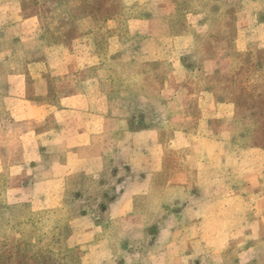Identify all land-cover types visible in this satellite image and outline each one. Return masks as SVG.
<instances>
[{
    "label": "crops",
    "instance_id": "1",
    "mask_svg": "<svg viewBox=\"0 0 264 264\" xmlns=\"http://www.w3.org/2000/svg\"><path fill=\"white\" fill-rule=\"evenodd\" d=\"M23 1L0 0L4 204L37 214L71 196L79 211L66 245L83 264H264V176L234 175V108L184 65L194 35L173 31L172 0H72L57 6L69 31L55 42L42 17L23 15ZM245 3L239 53L252 41L264 47V3ZM69 6L82 11L71 16ZM152 64L169 73L156 93L159 125L146 115ZM216 69L207 63L204 75ZM139 122L146 127L131 129Z\"/></svg>",
    "mask_w": 264,
    "mask_h": 264
},
{
    "label": "rangeland",
    "instance_id": "2",
    "mask_svg": "<svg viewBox=\"0 0 264 264\" xmlns=\"http://www.w3.org/2000/svg\"><path fill=\"white\" fill-rule=\"evenodd\" d=\"M72 0H24L22 3L23 15H39L43 19L44 32L47 34L51 42L60 40V34L66 35L67 25L64 13L58 12V8L70 5ZM100 3L101 0H93ZM176 0H172L174 3ZM178 1V0H177ZM254 1V0H253ZM264 3V0H260ZM246 0H179L178 16L181 19V25L192 17H199L200 27L198 26L197 45L194 57H190L187 62L190 64L193 59L214 60L218 68V73L212 78V81L229 77L233 75L235 70V58L233 53V40L235 36V9L228 8L230 3L238 4V11L245 5ZM240 3V4H239ZM258 5V4H257ZM262 5L260 11L263 9ZM69 12L71 16H78L82 9L78 7L64 8V12ZM193 19V18H192ZM186 26V23L184 24ZM236 29L238 30L237 24ZM56 30V31H54ZM59 33V36L56 35ZM59 37V38H58ZM259 51L251 49L244 54L248 58H254ZM264 65V56H263ZM264 71V68H263ZM147 74L143 79L149 83V93L154 95L155 105L153 109H148L147 116L149 124L159 125L160 121L158 113V96L157 91L161 86L162 80L169 74L166 69L161 68L157 64L146 69ZM264 80V79H263ZM217 86V85H216ZM215 87V86H214ZM221 88L216 87L215 93L223 99L229 97L221 96L219 91ZM154 91V92H153ZM133 92L129 90L131 97ZM120 93L113 91L108 94L110 104L115 106V101ZM260 113L264 116V99H261ZM134 109L139 114V118L144 116V107L134 103ZM249 117V114H246ZM247 118V117H245ZM251 122H253L251 120ZM219 127L222 123L216 122ZM264 125V120H263ZM262 125L261 130L264 131ZM259 125L249 126V119L240 121L239 118L234 123H227V131L232 130L233 137L228 140V152L230 153L234 175L246 176H264V152L260 149H249L247 144L239 140L241 136L244 138L253 127L258 129ZM170 131V130H169ZM264 133V132H263ZM242 138V137H241ZM246 139V138H245ZM253 142V141H252ZM252 142H250L252 144ZM250 144V145H251ZM264 147V146H263ZM170 153V155H172ZM178 161V160H177ZM246 162H251V166L246 167ZM3 200L0 198V204ZM72 205L73 208H72ZM17 211L21 213L16 221L7 215L0 206V264H83L82 251L78 249H70L66 245V240L70 235V221L77 216L79 205L73 201L71 196H67L64 206L53 212L32 213L26 205L17 206Z\"/></svg>",
    "mask_w": 264,
    "mask_h": 264
},
{
    "label": "trees",
    "instance_id": "3",
    "mask_svg": "<svg viewBox=\"0 0 264 264\" xmlns=\"http://www.w3.org/2000/svg\"><path fill=\"white\" fill-rule=\"evenodd\" d=\"M179 0L175 1L173 3V11L171 18H173L174 25H173V31L179 32L186 30L189 33H192L194 35V41H197V34L198 31L191 29L190 26H184L181 25V19L178 16V11L180 8L178 7ZM228 8L235 9V17L233 19L234 25H235V36L233 42V53L235 58V70L233 72V75L229 77H224L219 80L212 81V78L218 73V68L213 71L212 74H205L204 75V66L207 63H213L216 64L214 60H203V59H193V61L190 62V64L187 62V60L190 57H194V54L197 52V45L194 43V48L191 52V54H188L184 57V65L194 71H197V77H195L198 81V84H200V88L209 91L212 93L216 99L217 102L227 103L230 104L234 108V116L232 120L229 122V125L231 123H234V120L238 119L240 121H244L245 119H249V126H258V129L256 130L255 127H253V134L252 129L249 130V133L244 138V136H241L239 138L242 143L244 142L247 144V147L249 149H260L261 152H264V131L261 130V127L263 125L264 116H261L260 113V107H261V99H264V65H263V56L264 52L258 53L255 55L254 58H248L247 56H244V54L248 53L251 49H257L260 52L264 51V47H260L258 42L252 41L248 44V48L246 51L239 53L235 50V40L237 38V29H236V23H237V15H238V4L237 3H230L228 5ZM259 20L264 24V7L263 9L257 14ZM179 25L183 26L179 28ZM197 27H200V22L198 21ZM198 53V52H197ZM198 55H200L198 53ZM154 65V64H153ZM152 66V65H150ZM221 88L219 91L220 95L223 97H229L230 99H223L216 95L215 89L217 86ZM215 86V87H214ZM120 93V91L118 92ZM117 93V94H118ZM121 98V95L114 100L115 105L118 102V99ZM110 100V99H109ZM249 114V117L248 115ZM247 117V118H245ZM251 120L253 122H251ZM264 126V125H263ZM146 127L143 122H139L136 125L134 123L131 124V129H142ZM230 137L229 141H231L233 137L232 130H228ZM253 141V142H252ZM252 142V144L250 143ZM251 144V145H250ZM0 198H2L0 194ZM3 200V199H2ZM1 208L3 207L4 211H7V215L16 221L18 217L21 215L19 211H17V208L19 207H7L4 204V200L2 204H0ZM29 209V208H28ZM75 218V217H74Z\"/></svg>",
    "mask_w": 264,
    "mask_h": 264
}]
</instances>
